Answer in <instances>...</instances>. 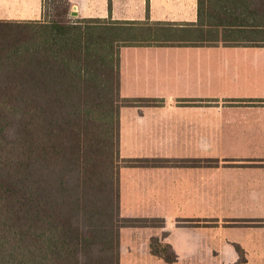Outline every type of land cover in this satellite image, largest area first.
Listing matches in <instances>:
<instances>
[{"label": "crops", "instance_id": "crops-1", "mask_svg": "<svg viewBox=\"0 0 264 264\" xmlns=\"http://www.w3.org/2000/svg\"><path fill=\"white\" fill-rule=\"evenodd\" d=\"M67 1L79 19L164 35L120 49L121 96L139 99L120 109V215L164 220L122 227L120 264H264V45L196 42L209 36L197 0ZM43 13L44 0H0L2 20Z\"/></svg>", "mask_w": 264, "mask_h": 264}, {"label": "trees", "instance_id": "trees-1", "mask_svg": "<svg viewBox=\"0 0 264 264\" xmlns=\"http://www.w3.org/2000/svg\"><path fill=\"white\" fill-rule=\"evenodd\" d=\"M197 12L209 36L196 42L264 45V0ZM163 36L110 18L0 19V264H120L122 227L164 225L121 217L116 165L120 109L139 100L121 96L120 49ZM150 248L178 258L160 237Z\"/></svg>", "mask_w": 264, "mask_h": 264}, {"label": "rangeland", "instance_id": "rangeland-1", "mask_svg": "<svg viewBox=\"0 0 264 264\" xmlns=\"http://www.w3.org/2000/svg\"><path fill=\"white\" fill-rule=\"evenodd\" d=\"M44 15L38 19L41 21H56L62 24L68 21L79 20L76 16L67 13L65 4L60 0H46L44 6ZM117 160V171L120 169V166L123 164V161L120 157H116Z\"/></svg>", "mask_w": 264, "mask_h": 264}, {"label": "water", "instance_id": "water-1", "mask_svg": "<svg viewBox=\"0 0 264 264\" xmlns=\"http://www.w3.org/2000/svg\"><path fill=\"white\" fill-rule=\"evenodd\" d=\"M71 15H77V12L74 11V12L71 13Z\"/></svg>", "mask_w": 264, "mask_h": 264}]
</instances>
